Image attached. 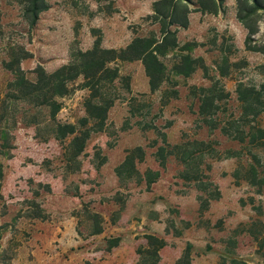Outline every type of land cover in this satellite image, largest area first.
<instances>
[{"label": "rangeland", "instance_id": "1", "mask_svg": "<svg viewBox=\"0 0 264 264\" xmlns=\"http://www.w3.org/2000/svg\"><path fill=\"white\" fill-rule=\"evenodd\" d=\"M154 1L45 0L29 27L27 0H0V99L12 81L5 64L20 49L29 55L17 67L32 79L36 66L49 74L95 38L115 50L135 37L159 41L158 24L147 18ZM188 8L187 27H170L176 46L156 55L162 69L154 92L140 61L108 65L128 91L116 79L118 99L101 126L83 127L92 130L78 155L72 136L57 140L52 131L55 124L83 129L88 92L80 77L56 98L53 121L27 99L7 101L0 264H176L185 251L190 264H264V138L257 131L264 130V57L245 49L235 0H224L216 15ZM257 27L259 46L264 10ZM204 95L216 99L209 117L197 114ZM147 236L164 243L156 256ZM113 238L118 244L108 250Z\"/></svg>", "mask_w": 264, "mask_h": 264}, {"label": "trees", "instance_id": "2", "mask_svg": "<svg viewBox=\"0 0 264 264\" xmlns=\"http://www.w3.org/2000/svg\"><path fill=\"white\" fill-rule=\"evenodd\" d=\"M223 2L224 0H156L152 3L151 14L147 18L158 24L159 41L135 37L123 49L115 50L101 48L100 39L95 38L90 49L76 52L69 63L60 66L49 74L45 73L41 66H36L30 71L33 76L32 79L17 67L19 60L29 55L20 49L21 56L5 64L7 71L11 73L12 81L9 83L10 94L0 99V106L3 110L0 114V121L4 119L3 114L7 101L21 99L31 101L36 108H46L48 118L53 121L60 108L56 98L66 95L69 91V83L80 77V87L88 92L83 100L86 117L81 120V127H85L88 121H92L93 126H101L108 109L119 96L114 87L116 79H119L123 89L128 91L127 79L119 77L118 71L108 65L115 61H140L148 77L149 91L154 92L159 84L158 73L162 69L156 55L176 46L175 29L171 30L170 27L180 29L187 27V15L191 12L188 5L193 6V11L216 15L223 11ZM46 9L45 0H27L23 13L28 26L33 27L38 14ZM262 10H264V0H235V19L246 31L243 41L245 49L258 52L264 57V42L259 46L253 43V36L258 31V12ZM183 61L188 62L189 60L183 58ZM215 101V98L204 95L199 102L197 114L201 117L213 115L216 110ZM91 130L90 127L77 129L72 124H55V129L52 132L57 140L72 136V154L76 156L82 151L84 141ZM257 131L261 138H264V130ZM156 153L160 157V164L162 165V149H158ZM125 160L126 163L130 161L128 155ZM146 239L147 244L153 246L148 253L156 256L157 251L164 245L163 241L151 236H147ZM118 241V238L109 240L108 250L115 247ZM180 262L190 264L187 251L176 264H180Z\"/></svg>", "mask_w": 264, "mask_h": 264}]
</instances>
